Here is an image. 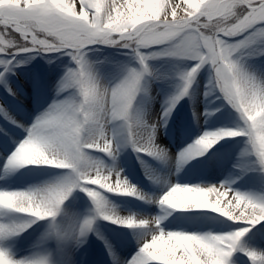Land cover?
Listing matches in <instances>:
<instances>
[{"label":"rangeland","instance_id":"rangeland-1","mask_svg":"<svg viewBox=\"0 0 264 264\" xmlns=\"http://www.w3.org/2000/svg\"><path fill=\"white\" fill-rule=\"evenodd\" d=\"M0 169V264H264V0H0Z\"/></svg>","mask_w":264,"mask_h":264},{"label":"bare ground","instance_id":"bare-ground-1","mask_svg":"<svg viewBox=\"0 0 264 264\" xmlns=\"http://www.w3.org/2000/svg\"><path fill=\"white\" fill-rule=\"evenodd\" d=\"M183 136H181L182 138H185L186 136H187V134H182ZM180 137V138H181ZM188 149V147H187V145L186 144H184V145H182V146H180V150H182V151H188L187 150ZM188 153V152H187ZM185 161L187 162L188 161V156L186 155L185 157ZM188 163V162H187ZM182 167H184V165H182ZM182 169V168H181ZM228 178H226L227 180H225L226 181V183L228 182V183H231V184H227V185H224V187L222 188L221 187V185H215V186H213L214 188H213V191H216V192H222L223 190L224 191H228V190H231L230 192H227L226 193V195L225 194H222V193H224V192H222L221 194L222 195H224V201L226 202L227 200H233L234 198H233V193H232V191H233V189H231V187H232V184L236 187V188H238V190H234L235 192H237L238 191V193H242V192H239V190L240 189H246V188H242L243 187V183L244 182H242L243 180H242V177H241V175L240 176H235V174H233V173H228ZM170 179V178H169ZM219 180V179H218ZM174 181L175 180H171V189L170 190H166L164 193H163V196H165V198H167V195H169L170 196V194H171V192L173 191V192H175V190H176V192H178L177 194H179V195H181V192H180V189H181V191L182 190H189V189H193L191 186H189V185H186V186H182L181 188H178V189H175V188H173V184H174ZM221 181H223V180H220V181H217L216 180V182L218 183V182H220L221 183ZM6 182H4V184H5ZM235 188V189H236ZM171 191V192H170ZM28 194L27 193H25V192H17V191H15V190H12V191H1L0 192V203H5V205L7 204V205H10V204H21V203H25L26 201H28L29 202V197L27 196ZM25 196H27V197H25ZM264 197H262V199H263ZM32 201V200H31ZM8 202V203H7ZM230 202H232V201H230ZM14 206V205H13ZM11 207V206H10ZM260 208H262L263 207V204H261V206H259ZM12 208V207H11ZM7 214H9V212H10V210H4L3 211V219L2 220H4L5 222L3 223L4 224V228H7V225H9L10 224V222H9V218H8V216H6V213ZM26 217H24V218H19V217H16V218H14L13 220H16V221H18V222H20V223H22V222H25L27 219H25ZM148 220V223L151 221V218H148L147 219ZM190 238H192V239H190L191 240V242H193L196 246H198V244L196 243V241H195V239L194 238H198V237H196L195 235H193L192 237H190Z\"/></svg>","mask_w":264,"mask_h":264},{"label":"trees","instance_id":"trees-1","mask_svg":"<svg viewBox=\"0 0 264 264\" xmlns=\"http://www.w3.org/2000/svg\"><path fill=\"white\" fill-rule=\"evenodd\" d=\"M128 42H130V43H133V41H120V42H118L119 44H123V43H128ZM14 47L15 46H11V45H9V49H14ZM3 50V49H2Z\"/></svg>","mask_w":264,"mask_h":264},{"label":"water","instance_id":"water-1","mask_svg":"<svg viewBox=\"0 0 264 264\" xmlns=\"http://www.w3.org/2000/svg\"><path fill=\"white\" fill-rule=\"evenodd\" d=\"M141 33V32H140Z\"/></svg>","mask_w":264,"mask_h":264}]
</instances>
